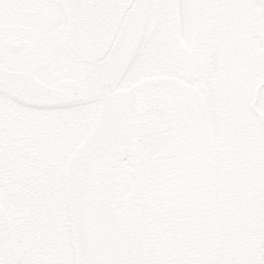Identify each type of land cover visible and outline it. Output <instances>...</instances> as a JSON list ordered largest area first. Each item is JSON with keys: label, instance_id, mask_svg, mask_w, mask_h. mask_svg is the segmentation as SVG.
Segmentation results:
<instances>
[{"label": "snow or ice", "instance_id": "6c2138e0", "mask_svg": "<svg viewBox=\"0 0 264 264\" xmlns=\"http://www.w3.org/2000/svg\"><path fill=\"white\" fill-rule=\"evenodd\" d=\"M0 264H264V0H0Z\"/></svg>", "mask_w": 264, "mask_h": 264}]
</instances>
